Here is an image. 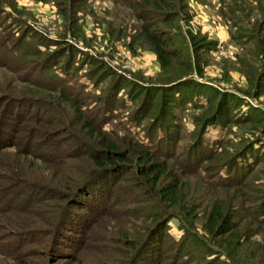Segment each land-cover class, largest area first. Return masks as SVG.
<instances>
[{
  "label": "rangeland",
  "instance_id": "1",
  "mask_svg": "<svg viewBox=\"0 0 264 264\" xmlns=\"http://www.w3.org/2000/svg\"><path fill=\"white\" fill-rule=\"evenodd\" d=\"M240 1L174 0L169 8L152 5L148 18L141 0H0V264H112L114 232L129 222L131 231H138L139 213L154 212L139 200L136 185L131 191L122 187L132 182L130 174L137 175L126 172L127 179L110 189L104 206L113 212L114 229L105 231V221L96 217L95 223L84 224L85 233H73L75 239L51 236L49 220L62 204L53 191L64 190L60 180L76 174L81 165L76 151L93 144L80 125L81 114L120 140H143L146 134L154 140L158 122L168 126L164 139L155 140L156 158H164L168 170L184 180L185 199L164 213L156 231V264H250L232 261L223 252L227 237L204 230L205 212L214 201L226 209L229 223H237L239 240L248 238L235 249L236 256L256 254L251 262L261 264L256 244L264 246V231H258L257 212L251 213L264 193V122L245 121L243 115L256 118L264 112V83L253 95L246 82L249 71L264 76L261 47L256 50L249 40L252 23L264 12L251 9L254 0ZM163 10L178 14L175 29L184 35L176 45L182 57L202 66L201 76H187L221 91L229 107L218 109L221 97L207 86L199 96L166 104L156 95L152 104H143L141 84L167 81L141 33L142 20L154 22L148 30L170 27L156 21ZM191 35L205 42L194 52L186 41ZM59 89L75 106L62 102ZM132 89L139 92L135 98ZM216 137L220 140L211 154L220 148L227 153L220 160L204 159L200 139ZM249 148L254 152L250 170H230L237 163L234 154ZM165 180L171 181L172 174ZM82 212L73 214L75 220L91 216ZM194 235L205 247L193 242ZM78 236L84 237L82 243ZM58 246L66 257L53 253Z\"/></svg>",
  "mask_w": 264,
  "mask_h": 264
},
{
  "label": "trees",
  "instance_id": "2",
  "mask_svg": "<svg viewBox=\"0 0 264 264\" xmlns=\"http://www.w3.org/2000/svg\"><path fill=\"white\" fill-rule=\"evenodd\" d=\"M173 1L174 0H141L139 4H142L141 9L145 13L144 16L149 18L153 16L154 13L152 12V5H164L165 8H169L172 6ZM253 7L260 13L264 12V3H262V0H254V5L251 9ZM143 11L139 13L142 14ZM156 11L159 12V9ZM160 14H162L161 17L156 21L164 22L170 27L161 28L159 30H155L156 28H154V30H148V26L151 25L150 23L153 25L154 22L148 23V21L142 20L141 33L154 52L159 68L163 73H167V81H164L166 84L161 86L141 84L140 91L144 93V95H142L143 104H146V106L152 104L156 95H158L160 99L166 100V104L176 102L179 99L182 100L184 97L191 98L193 95L199 96V94L203 92V86H207L214 95L219 94L221 97L220 101L217 103L218 109L220 106L221 108L229 107L228 103H226L227 99L221 91L216 90L213 86H209L208 84H202L200 80L187 76L192 72L196 73L197 76H201L202 66L196 65L190 59H184L180 54L181 49L176 45V39L177 37H183L184 34L182 35L179 29H175V19L178 14L170 10L160 11ZM252 24L254 29L251 32L252 35H250L249 40L252 39L254 41L256 50L259 46L261 47L260 53L263 56L264 30L261 32V28L264 26V15L262 19L258 22L256 20ZM237 29L239 32L240 27L237 26ZM186 41L190 46V50L193 52L201 48L205 43L204 40L197 35L188 36V40L186 39ZM239 63L241 64L240 60ZM246 82L247 85L252 88V94L258 95V85L264 83V76L258 74L255 77L254 73L249 71L246 74ZM135 91V89L130 91L133 98L139 95V92L135 93ZM245 91L248 92V90ZM58 96L62 102L75 106L72 101L73 99L62 89L58 90ZM203 99L204 103H207L209 97L204 96ZM210 99L212 100V95ZM236 106L237 105L234 107ZM222 112L223 111L217 113L221 114ZM261 113V116L256 118L248 114L243 115V118L245 121L261 123L264 122V112ZM212 117L214 116L212 115ZM79 120L81 127L87 129V132L85 131L86 139H90L93 144H83L88 147L84 148L83 146L80 152L76 151L79 153L81 161V165L76 169V174L69 176L68 179L63 178V180H60V185L64 187V190H57L55 188L53 191V196L58 201L61 200L62 204L58 205L59 208H61L60 213L58 212L56 217L54 215L53 218L49 220V226L52 227L50 230L51 236H65L67 239H75L73 233H85L84 224L86 225V222H89L88 225L95 223L96 217H102L103 221H105L102 229L105 231L114 229L111 223L114 217L113 212L111 209L104 208V206H106L105 203L108 192L112 187H117V183L120 182V179L123 180L126 178L124 173L136 171L137 175L135 178L132 177V174H130L128 178L136 184L133 185L131 182L128 185L123 184L122 187L131 191L132 187L136 185L135 188L138 195H140L139 200L146 201L149 208L154 209V212L139 213L140 216H137L140 225L138 231H131L129 222L128 226L123 225L121 229L119 228L114 232L116 234L113 236L114 238L116 237L114 243L117 244V246L109 248V251H116L115 256L117 257L112 264L158 263L159 246L157 241H159L160 236H157L156 231H158L159 227L163 224L165 220L164 213L168 211V207L177 206L185 199V194L182 192V187L185 183L184 180L180 181L178 176L168 170V163L164 161V158H162V160H157L156 158L158 150L155 140L164 139L165 135H167L165 131L166 123L160 120L158 125L155 126L156 139L154 140L146 134L143 140L128 138L123 139V141L120 140V137L117 135L109 136L104 134L100 126L93 123L87 116L81 114L79 115ZM209 121L211 123L218 122L216 119H211ZM219 140L220 139L217 137L206 141H202V138L200 139L198 146L202 148V151L206 152L204 159L217 157L218 160H220L222 158V154L227 151L226 149L220 148L218 150L220 152L211 154V151H214L216 148L214 145H216ZM75 155L76 154L73 153L70 154L71 157H75ZM234 157V161L236 160L235 162L237 163L236 165L234 164L235 167H232L230 170L238 168L250 170V165L254 160V152L252 153L250 148L249 150H240L234 154ZM170 174H172V180L166 181L165 179ZM14 176L15 177H12L11 180L17 178L16 175ZM224 176H228V174L224 173ZM262 183H264V181ZM260 199V204L252 210L251 214L254 215V212H257L258 215H255L257 217L256 223L259 227L258 231L262 232L264 231V193ZM131 201L132 200H130V202ZM84 210L91 212V216L87 214L85 220H75L76 216L73 214L81 215ZM224 210L226 209H223L217 201L212 202L209 209L205 212L204 221L202 223L204 230L210 236L223 235L227 237L226 240H224L225 244L223 246L225 248L223 252L232 261L240 259L241 262L246 260L245 263L252 264L251 256L256 254L248 256L250 257L248 259L246 257L242 258V255H240V258L236 256L239 254L238 251H236L237 248L242 246L243 242L248 238L239 240L238 230L234 229L237 223H229L228 216L223 212ZM63 233H65V235H63ZM260 236L263 238H261V243H264L263 232ZM78 237H80L82 243L84 237ZM77 239L78 238H76V240ZM51 240L52 239H50V241ZM193 242L205 247L204 242L197 235H194ZM56 245L66 246L64 242H59ZM256 246V249L260 250L261 264H264V246L261 244H256ZM61 248L58 246L53 253H55L57 257H66L60 255L64 253Z\"/></svg>",
  "mask_w": 264,
  "mask_h": 264
}]
</instances>
